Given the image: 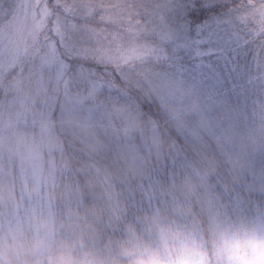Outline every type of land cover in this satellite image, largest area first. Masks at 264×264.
<instances>
[{"label":"rangeland","instance_id":"obj_1","mask_svg":"<svg viewBox=\"0 0 264 264\" xmlns=\"http://www.w3.org/2000/svg\"><path fill=\"white\" fill-rule=\"evenodd\" d=\"M185 2L0 0V247L25 227L51 225L65 145L150 188L165 155L156 127L139 122L140 97L171 116L200 155L208 138L239 181L237 204V195L255 194L251 214L235 221L255 234L246 241L252 254L232 264H264V213L256 209V192L264 195V0H210L219 11L201 23L237 26L240 41L176 57L124 7L167 15ZM115 73L121 84H112ZM232 101L239 111L228 108Z\"/></svg>","mask_w":264,"mask_h":264},{"label":"trees","instance_id":"obj_2","mask_svg":"<svg viewBox=\"0 0 264 264\" xmlns=\"http://www.w3.org/2000/svg\"><path fill=\"white\" fill-rule=\"evenodd\" d=\"M111 81L121 84L116 73ZM135 103L140 124L154 125L162 138L164 169L150 188L65 145L51 190V225L23 228L16 242L0 247V264H47L48 253L58 248L87 254L95 264H174L182 249L191 253L189 264H232L252 254L246 241L255 234L243 230L246 222L238 230L235 221L242 212L251 214L255 194L237 195V204L232 196L239 181L205 135L200 155L174 130L171 116L140 97ZM248 107L244 114L250 117ZM228 108L239 111L234 101ZM259 162L264 165V156ZM256 209L264 213V195L257 192Z\"/></svg>","mask_w":264,"mask_h":264},{"label":"snow or ice","instance_id":"obj_3","mask_svg":"<svg viewBox=\"0 0 264 264\" xmlns=\"http://www.w3.org/2000/svg\"><path fill=\"white\" fill-rule=\"evenodd\" d=\"M124 7L130 22L135 20L143 23L152 29L154 36L165 38L173 57L240 41L237 35L240 29L237 26L230 27L228 23H201L205 15L212 16L219 11L220 5L210 0H190L167 15L151 7L141 10L128 3Z\"/></svg>","mask_w":264,"mask_h":264},{"label":"clouds","instance_id":"obj_4","mask_svg":"<svg viewBox=\"0 0 264 264\" xmlns=\"http://www.w3.org/2000/svg\"><path fill=\"white\" fill-rule=\"evenodd\" d=\"M190 255L191 253L187 249L178 251L175 255L174 264H189ZM47 264H95V261L87 254L77 256L71 249L58 248L48 253Z\"/></svg>","mask_w":264,"mask_h":264}]
</instances>
